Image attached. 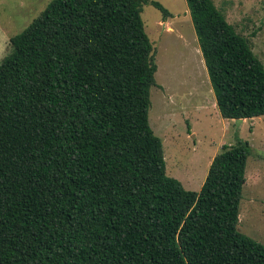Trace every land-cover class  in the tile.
<instances>
[{
    "label": "trees",
    "instance_id": "16d2710c",
    "mask_svg": "<svg viewBox=\"0 0 264 264\" xmlns=\"http://www.w3.org/2000/svg\"><path fill=\"white\" fill-rule=\"evenodd\" d=\"M157 0H52L0 60V264H264L238 229L248 141L199 191L150 122ZM223 117L264 115V63L214 0H187Z\"/></svg>",
    "mask_w": 264,
    "mask_h": 264
},
{
    "label": "rangeland",
    "instance_id": "374dc122",
    "mask_svg": "<svg viewBox=\"0 0 264 264\" xmlns=\"http://www.w3.org/2000/svg\"><path fill=\"white\" fill-rule=\"evenodd\" d=\"M51 1L0 0V60L9 51L10 38ZM157 1L171 15L165 19L148 4L142 16L157 49L150 122L163 140L167 173L186 189L199 191L223 145L248 141L238 229L264 244V115L241 120L221 115L187 0ZM214 1L237 31L250 38L264 63V0Z\"/></svg>",
    "mask_w": 264,
    "mask_h": 264
},
{
    "label": "crops",
    "instance_id": "0c3cea01",
    "mask_svg": "<svg viewBox=\"0 0 264 264\" xmlns=\"http://www.w3.org/2000/svg\"><path fill=\"white\" fill-rule=\"evenodd\" d=\"M191 133L193 134V132L191 131ZM213 160V159H212ZM211 163H212V161H211Z\"/></svg>",
    "mask_w": 264,
    "mask_h": 264
}]
</instances>
